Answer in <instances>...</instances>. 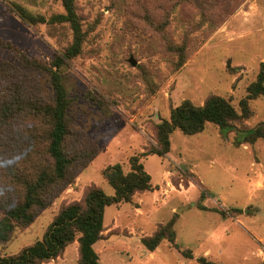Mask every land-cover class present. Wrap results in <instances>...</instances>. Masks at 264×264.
<instances>
[{
  "label": "rangeland",
  "instance_id": "rangeland-1",
  "mask_svg": "<svg viewBox=\"0 0 264 264\" xmlns=\"http://www.w3.org/2000/svg\"><path fill=\"white\" fill-rule=\"evenodd\" d=\"M15 1L47 19L65 12L62 0ZM236 1L76 0L86 36L65 69L69 114L77 136L100 151L29 227L14 232L2 255L41 239L90 185L113 194L104 169L119 163L128 172L132 156L156 146V124L183 100L203 104L215 93L242 113L264 60V0H242L232 10ZM72 40L68 22L30 25L0 0V59L19 64L26 54L50 62ZM34 73L41 95L52 98L48 76ZM249 103L252 115L227 130L214 123L195 134L177 128L167 155L141 156L152 188L106 207V230L95 245L101 264H201L203 255L225 264L264 262V139L242 142L264 123V96ZM174 216L175 241L148 250L142 237ZM77 242L45 264H78Z\"/></svg>",
  "mask_w": 264,
  "mask_h": 264
},
{
  "label": "trees",
  "instance_id": "trees-1",
  "mask_svg": "<svg viewBox=\"0 0 264 264\" xmlns=\"http://www.w3.org/2000/svg\"><path fill=\"white\" fill-rule=\"evenodd\" d=\"M4 1L30 25L68 22L73 40L50 62L26 54L20 55L19 64L0 59V247L11 241L16 230L29 227L51 206L100 151L96 145L77 136L69 114L71 98L65 83V69L82 52L86 36L76 0H62L65 12L49 19L15 0ZM241 2L236 1L232 10ZM34 71L48 76L52 98L41 95ZM259 96H264V60L257 79L248 86V94L240 102L242 113L230 99L215 93L203 104L183 100L171 109L169 118L156 124V146L132 156L128 172L119 163L104 169V177L114 188L113 194L90 185L81 201L71 202L59 210L41 239L16 254L0 253V264H45L75 241L79 243L78 264H101L95 245L106 230V207L132 202L136 194L152 188V175L141 156L167 155L171 151V134L177 128L186 134H195L204 131L208 123L218 125L222 131L235 126V121L252 115L249 100ZM258 139H264V123L246 132L242 142L254 143ZM175 224L174 216L159 224L151 235L142 237V243L154 251L164 240L174 242ZM181 252L193 257L188 250ZM198 260L201 264H225L204 255Z\"/></svg>",
  "mask_w": 264,
  "mask_h": 264
},
{
  "label": "water",
  "instance_id": "water-1",
  "mask_svg": "<svg viewBox=\"0 0 264 264\" xmlns=\"http://www.w3.org/2000/svg\"><path fill=\"white\" fill-rule=\"evenodd\" d=\"M132 63H133V64H135V63H136V61H134V60L132 59Z\"/></svg>",
  "mask_w": 264,
  "mask_h": 264
},
{
  "label": "crops",
  "instance_id": "crops-1",
  "mask_svg": "<svg viewBox=\"0 0 264 264\" xmlns=\"http://www.w3.org/2000/svg\"><path fill=\"white\" fill-rule=\"evenodd\" d=\"M77 244H78V242H77Z\"/></svg>",
  "mask_w": 264,
  "mask_h": 264
}]
</instances>
